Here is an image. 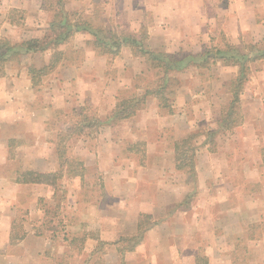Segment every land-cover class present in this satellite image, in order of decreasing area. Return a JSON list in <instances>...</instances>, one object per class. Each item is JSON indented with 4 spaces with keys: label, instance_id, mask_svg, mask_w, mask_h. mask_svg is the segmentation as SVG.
<instances>
[{
    "label": "crops",
    "instance_id": "0c3cea01",
    "mask_svg": "<svg viewBox=\"0 0 264 264\" xmlns=\"http://www.w3.org/2000/svg\"><path fill=\"white\" fill-rule=\"evenodd\" d=\"M65 1V10L79 22V27L55 49L23 53L25 61L21 65L18 59L8 61L7 67L18 69L0 79V264H61L58 257L76 249L77 241L82 245L75 253L79 261L74 264H199L201 257L205 264H235L230 241L222 245L221 233L245 241L247 251L253 252L247 264H261L264 137L257 129L264 130V55L255 56L246 64L248 72L239 93L240 124L210 138L208 133L218 128L221 112L232 98L227 83L239 74V64L224 57L207 64L220 79L208 99L202 96L200 64L192 63L171 72L169 75L177 76L179 81L176 78L165 85V104L153 93L144 96L147 87L136 80L141 69L149 66L145 58L129 44H122L115 55H101L94 45L92 31L100 25L108 34L143 32L145 45L165 54L200 56L212 47L211 51L230 46L249 53L251 47H264V0H229L210 14L204 0ZM8 8L23 14L18 25L27 33L22 38L11 35L13 43L46 34L52 13L42 7V0H0V36L13 34L18 28L7 17ZM99 12L103 13L102 18L96 16ZM246 35L251 42L244 43ZM74 45L83 52L80 58L72 53ZM54 51L60 52L59 61L41 76L47 81L42 83L45 90L40 98L48 104L33 106L31 99L29 103H19L20 94L32 97L34 84L27 67L48 66ZM101 60L111 63L110 68L116 69V73L108 75L105 66L96 64ZM126 90L144 96L135 114L103 123L105 134L95 138V143L82 136L81 147L73 150L75 157L85 160L83 166L88 167L89 173L98 168L105 174H114L111 194H101L94 204L85 206L97 207L93 211L88 209L92 219L87 218L95 221L97 231H67L56 237L47 234L41 223L53 204L50 187L44 183H20L12 177L13 172L17 176L20 170L13 164L27 151L11 155L9 140L14 133H22L26 140L33 141V151L27 153L32 161L25 163V171L59 172L63 175L61 180H74L75 176L69 175L60 163L54 167L45 165L47 157L59 160L61 156L56 145L50 150L45 145L48 110L56 107L66 112L70 106L81 111L92 97L93 108L106 118ZM167 129L174 140L189 139L195 148L194 178L165 183L164 169L184 173L175 168L174 156L173 160L165 157L168 137L160 132ZM137 141L141 142V150L132 154V144ZM212 144L215 149L210 151L207 148ZM228 145H232V151L226 153ZM233 151L235 158L247 155L248 165H228L225 158L231 157ZM135 157L147 160L145 164L131 166L122 161ZM188 198L187 206H183ZM70 203L84 205L82 201ZM141 214L151 216L154 223L138 238Z\"/></svg>",
    "mask_w": 264,
    "mask_h": 264
},
{
    "label": "rangeland",
    "instance_id": "374dc122",
    "mask_svg": "<svg viewBox=\"0 0 264 264\" xmlns=\"http://www.w3.org/2000/svg\"><path fill=\"white\" fill-rule=\"evenodd\" d=\"M228 1L229 0H204L206 7L209 9V14L210 12L213 13L214 8L216 6H218L219 4L220 5L226 4V2ZM7 11H8L7 17L14 20L18 28L13 32V34L7 33V36L6 35L4 36L9 37L10 39H11V35H15L16 37L22 38L24 34H27L25 32L26 29L18 25L22 21L21 18L23 17V14L20 12H14V10H12L11 8H8ZM96 16L99 18H102L103 13L101 14V12H99L97 13ZM221 24H222V21L219 22V25ZM251 40L252 39H250L249 36L246 35L244 43L246 42L249 43L251 42ZM253 42H256V41L253 40ZM75 47L76 48L72 47V53L75 57L80 58L81 56H83V52H81L77 46ZM212 48L210 49L212 50ZM17 59H18L17 61L19 62V64L22 61H25L22 55L18 56ZM15 60L16 59H14V61ZM96 64L100 66L101 68L105 66V68L107 69V70L105 69V71H107L108 75H112L116 73L115 72L116 69L112 70L110 68L111 63L108 64L107 62H104L103 60H101ZM25 66L27 67L28 64L25 63ZM207 66L208 65L198 70L199 71L198 78H200L201 86H203L204 88L202 96L205 97L206 99H208L209 96L212 95L210 92L213 91L214 88L217 87L220 83L218 73L213 71L212 67H207ZM6 67H7V64H5L4 66L3 73L0 74V79L4 76L15 73L16 69H18L16 68V66H11V67L8 66L7 68ZM55 69L57 68L55 67L53 70ZM169 77H170L169 80H171V82H173V80H175L176 78L179 81V78L177 76H173L171 74L169 75ZM157 78H158V74L156 73V71L149 67H144L143 69H141L140 73L136 76V80L137 82L139 81V84H142L149 88L154 87V84H155L154 80ZM45 81H47L46 78L42 80V77H39L36 83L32 86V89H33L31 92L32 97L28 95L26 96L25 94H20L19 97L17 98L18 102L25 104L26 102L29 103V99H31L33 101V104H32L33 106H39L43 104L47 105L48 101L46 99L44 100L43 97L40 98V96L43 95L44 90H45L44 87H42L43 86L42 83H44ZM223 85L225 86L226 82L225 84L223 83ZM131 91L132 90H126L125 93L122 95L129 94L131 93ZM34 97H35V100H33ZM93 104H94V99L90 97L83 104V107H82L83 109L81 111H78V110L76 111L74 110L75 108H70V106L66 109V112L63 109H59L56 107L49 109L48 115L45 116L46 117L45 119L46 139L48 140L45 143V145H46L47 150H50L52 147L55 149V145H56V146H59L56 148V150L59 151L58 152L59 154L64 151V154L66 157H75V155L73 154V150L74 148L76 150L81 147L82 143L79 140H84L82 136H86L87 139L89 138V141L91 143H95V138H97L100 134H105L103 132L104 130L103 123L99 124V126L97 127L87 124L88 118L92 119L96 117L97 119H101V120L105 119L103 115L100 116L98 114L95 107L93 108ZM71 107H74V106H71ZM240 111H242L241 105H240ZM263 126H264V122H263ZM257 131H258V134L260 133L259 135L264 137V134H261L264 132V130L261 131V128L259 127V130L257 129ZM160 133L161 134L166 133L165 134L166 139L168 137V145H166L165 147V157L169 160H173L174 153H173L172 144H173L174 139L172 135L170 134L171 132L168 131L167 129V130H161ZM87 139H85V141ZM8 144L11 146V150H12L11 155L13 156L17 154L21 155L20 154L21 151H27V152H24V157L22 159H17V161H15V163L13 164V167L16 165L20 167L19 172L25 171L26 169L25 163L32 161L27 157V153L29 151H33V146H34L33 141L26 140L25 137L22 136V133L21 134L14 133L13 137H11V140H9ZM218 144L219 143L217 142V147H218ZM234 144L235 143H233V146H235ZM132 146L134 147H131L130 153L133 154L134 152L135 153L140 152L141 150L140 141L133 143ZM241 146H243V143H241ZM231 148H232V145L231 147H229L228 145L225 152L226 153L231 152L232 151ZM207 149L212 151L213 149H215V146L212 144ZM199 150L200 149H198L197 151L199 152ZM255 150H257V147H255ZM233 153L234 151L232 152L231 157L226 156L225 158L228 165H232V166L238 165L241 167L247 163V160H249V158H247V155L242 156L241 158H235L233 156ZM75 158H76L75 161H78L79 159L82 162V165L74 164V173H81V177L75 176L74 180L73 178L69 179L65 177L64 180L59 179L56 181L55 185L49 186L50 191H51V201L53 204H51L48 208L47 214L44 217V221L43 223H41V229H46L48 231L47 234L53 235L55 237L57 235L67 233V231L68 232L71 231V233H95L97 231V227H96L97 224L95 223L94 220L90 222L89 220H87V218L92 219V216L88 214L89 213L88 209L93 211L97 209V207H93L92 205H89L88 207H85V206L86 204H94L95 203L94 201L97 198H99L101 194H108V193L111 194V190H112L111 188L112 177L111 176H114V174L113 173L105 174L104 170H100L98 168L97 170L93 171V174L89 173L87 169L88 167L83 166V163L85 160L81 159L79 156H76ZM46 159L47 161L45 165H47L48 167L49 166L54 167L55 164H58V163L61 164L60 160H62V159L58 160L57 158L55 159L54 157H50V158L47 157ZM146 160L147 159L145 157H139V158L135 157V158H130L128 160L123 159L122 161H124L125 164H128V166H131L132 164L137 165V163L145 164ZM118 164H121V162H118ZM129 169H131V167ZM115 176H117V174H115ZM12 177L13 178L16 177V174L14 172L12 173ZM163 178L165 179V183L168 184L169 181H175L174 179L179 180V179L186 178L187 180L188 177H187V174L185 173L177 174L172 169L170 170L168 168V169L163 170ZM237 180L240 183H243V180H241L240 177H237ZM254 188L255 187H252V189ZM104 197L106 196L104 195ZM189 199L190 198H188V200H184L185 203L183 202L182 205L187 206ZM73 201L75 202L82 201L84 202V205L82 206L72 205L70 202H73ZM69 206L71 207L69 208ZM69 226L71 228H69ZM66 229H69V230H66ZM54 240L56 241L57 239H54ZM220 240H221L222 245L225 241L226 242L228 240L230 241V247L232 250V255H233L235 264H247L248 259L251 258V256H253V252L247 251L245 241L227 238V236H224L223 233L220 234ZM54 245H55L54 247L58 246L57 243H55ZM80 245H82V242L77 241L75 242L76 249L70 250L71 253H67V252L62 253V256L58 257L59 259H61L60 261L61 264H74L75 262H77V260L79 261V258L77 257V255H75V253L77 252V249L80 247ZM0 249L2 248L0 247ZM61 249L62 248H60V251ZM261 264H264V260Z\"/></svg>",
    "mask_w": 264,
    "mask_h": 264
},
{
    "label": "trees",
    "instance_id": "16d2710c",
    "mask_svg": "<svg viewBox=\"0 0 264 264\" xmlns=\"http://www.w3.org/2000/svg\"><path fill=\"white\" fill-rule=\"evenodd\" d=\"M65 2V0H42V7L52 13L51 20L44 36L23 38L18 43H13L8 37L0 36V74L3 73L4 66L8 61L17 59V57L23 53L43 51L48 48L55 49L59 44L69 38L76 27H79V22L73 20L72 14L65 10ZM83 23L81 24L82 26L85 25ZM92 32L95 36L94 45L102 55H115L118 53L122 44H129L137 55L144 57L149 65L148 67L155 70L158 74V78L154 80V87H147L144 91V96L153 93L157 95L163 103H165L164 87L170 79L169 74L171 72L181 70L192 63H197L200 64L201 67H205L217 57H224L231 62L239 64V74L227 84L232 98L221 112L218 128L210 131L208 136L212 138L217 133L231 130L240 124L241 111L239 93L248 72L246 64L249 60L254 59L255 56L262 57L264 55V47L256 48L255 50L251 47L249 49V53L251 54L230 46L225 48V50L223 48H216L214 51L208 50L200 56H192L190 54L180 56L179 54H165L150 50L144 43L145 33L143 32L139 34H108L100 25H96ZM52 54L48 66L39 69L31 65L27 67L33 84H35L37 79L43 76L47 70L52 69L59 61L60 52L54 51ZM144 96H137L135 93L119 95L114 109L106 116L104 121L96 117L92 119L88 118L87 124L97 127L101 123H110L128 118L134 115L136 110L142 105ZM167 110L169 111V109ZM172 146L175 168L187 174L188 178H194L195 148L189 143V139L174 140ZM60 155V159H62L60 160L61 165L66 167L68 172H70L68 174L81 177V173H74V164L82 165V162L78 158V161H75V157H66L64 151L60 153ZM62 176L63 175L59 172L42 173L26 170L19 172L16 176V181L20 183H44L52 186L55 185L56 181L61 179ZM153 223L154 221L151 220V216L141 214L138 221L137 237L139 238L141 233ZM199 264H205V259L203 257L199 259Z\"/></svg>",
    "mask_w": 264,
    "mask_h": 264
}]
</instances>
